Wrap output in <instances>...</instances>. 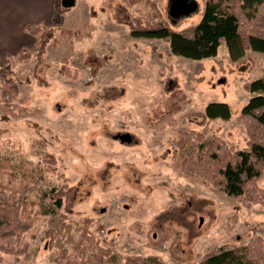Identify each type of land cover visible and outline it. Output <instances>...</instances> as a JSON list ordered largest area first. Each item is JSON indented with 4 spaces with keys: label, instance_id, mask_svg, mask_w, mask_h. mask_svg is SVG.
<instances>
[{
    "label": "rangeland",
    "instance_id": "1",
    "mask_svg": "<svg viewBox=\"0 0 264 264\" xmlns=\"http://www.w3.org/2000/svg\"><path fill=\"white\" fill-rule=\"evenodd\" d=\"M192 1L195 11L171 16L169 0H75L63 22L73 34L46 29L43 53L34 36L28 58L11 54L8 77L17 92L9 102L0 95V183L6 186L0 202L22 198L33 207L16 246L23 250L0 254V264H67L84 231L93 236L88 251L110 250L105 264L133 256L145 264H199L223 245L264 238V202L230 198L186 175L180 161L187 149L174 144L180 131L205 128L228 147H247L250 137L238 117L251 96L245 83L264 75V53L232 57L222 45L215 57L191 60L174 55L163 40L129 34L130 14L153 12L160 13L154 21L191 31L203 9V0ZM173 86L185 98L175 123L150 127L155 120L148 118L164 110L166 88ZM212 102L227 103L229 119L199 126L193 115ZM125 134L128 143L119 139ZM259 186L264 189V175ZM71 187L70 230L62 235L64 205L55 206L50 193Z\"/></svg>",
    "mask_w": 264,
    "mask_h": 264
},
{
    "label": "trees",
    "instance_id": "2",
    "mask_svg": "<svg viewBox=\"0 0 264 264\" xmlns=\"http://www.w3.org/2000/svg\"><path fill=\"white\" fill-rule=\"evenodd\" d=\"M137 0H133L135 4ZM192 0H181L188 9ZM147 1H145L146 6ZM149 5V4H147ZM171 5V2H170ZM61 8V10H60ZM171 12V8H169ZM64 11L59 2L54 0L52 10L47 13L40 25L32 31L37 38L39 50L43 53L49 32L46 29H59L61 37H68L72 31L63 26ZM160 13L153 12L144 17L129 15V34L132 37L160 39L168 43L174 55L191 60L212 58L217 55L218 48L225 45L232 57L252 50L264 53V0H203V9L198 24L189 32L179 33L172 30L165 21L154 19ZM181 14V13H180ZM127 24V25H128ZM59 41L51 44L56 48ZM29 52V51H28ZM22 47L17 57L26 59L30 56ZM39 55V54H38ZM13 55L0 51V95L6 102L12 100L17 87L8 75ZM245 90L251 94L247 103L241 108L238 120L241 121L250 137L247 147L235 150L228 147L225 142L210 133L207 129L201 131L182 130L175 141V147L183 153L180 167L186 175L200 178L204 183L210 184L221 193L230 198L246 197L254 202H264V189L259 181L264 175V75L246 82ZM168 103L164 110H155L150 120V127L161 128L175 123L173 114L181 109L184 96L180 90L173 86L166 88ZM230 108L224 102L209 103L204 112L193 116L201 121L199 126H205L206 120L220 118L228 120ZM152 118V119H151ZM205 123V124H204ZM52 159V158H50ZM6 186L0 183V192ZM75 194V188H60L50 193L55 206L64 205L65 213L60 217L62 235L70 230L65 222ZM33 203L20 198L13 202L4 199L0 202V254L11 253L21 241V235L28 229L31 219ZM88 223L89 220H83ZM95 240V239H94ZM93 236L84 231L76 248L75 256L70 257L67 264H105L103 259L109 255L110 250L105 247L93 246L88 251ZM91 247V246H90ZM1 261V256H0ZM125 264H145L141 257L133 256L126 259ZM199 264H264V238L257 237L246 246L223 245L206 253Z\"/></svg>",
    "mask_w": 264,
    "mask_h": 264
},
{
    "label": "crops",
    "instance_id": "3",
    "mask_svg": "<svg viewBox=\"0 0 264 264\" xmlns=\"http://www.w3.org/2000/svg\"><path fill=\"white\" fill-rule=\"evenodd\" d=\"M53 0H0V51L15 54L33 46L28 28L39 25L52 10Z\"/></svg>",
    "mask_w": 264,
    "mask_h": 264
},
{
    "label": "water",
    "instance_id": "4",
    "mask_svg": "<svg viewBox=\"0 0 264 264\" xmlns=\"http://www.w3.org/2000/svg\"><path fill=\"white\" fill-rule=\"evenodd\" d=\"M170 2H171V5H170ZM177 2H181V0H169V6L171 8V12H170L171 16H178L180 13L183 15L189 14L195 11L196 9V5L193 2L191 3V6L188 9H186V7H183L182 9H177L175 8V5ZM74 4H75V0H60V5L63 9L71 8L74 6ZM119 139L120 141L126 142V143L131 141V138L128 136V134L121 135Z\"/></svg>",
    "mask_w": 264,
    "mask_h": 264
},
{
    "label": "flooded vegetation",
    "instance_id": "5",
    "mask_svg": "<svg viewBox=\"0 0 264 264\" xmlns=\"http://www.w3.org/2000/svg\"><path fill=\"white\" fill-rule=\"evenodd\" d=\"M184 6H185V4H182L181 2H177L176 5H175V8L182 9Z\"/></svg>",
    "mask_w": 264,
    "mask_h": 264
}]
</instances>
